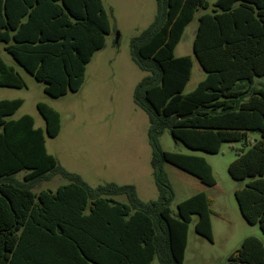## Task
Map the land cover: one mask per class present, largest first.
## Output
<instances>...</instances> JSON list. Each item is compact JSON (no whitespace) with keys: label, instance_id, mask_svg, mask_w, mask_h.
Wrapping results in <instances>:
<instances>
[{"label":"trees","instance_id":"16d2710c","mask_svg":"<svg viewBox=\"0 0 264 264\" xmlns=\"http://www.w3.org/2000/svg\"><path fill=\"white\" fill-rule=\"evenodd\" d=\"M153 22L130 42V58L146 73L133 102L147 116L150 167L157 198L143 202L132 185L89 187L47 152L60 115L39 102L44 128L30 115L11 117L22 99L0 100V264H183L192 217L194 231L212 241L211 201L200 191L176 206L163 170L169 164L214 187L204 158L163 151L159 138L216 154L222 143L247 140L246 152L228 166L243 220L264 236V0H155ZM192 53L205 73L188 94L191 56L175 57L185 28L199 10ZM101 0H0V44L26 73L58 99L77 93L87 65L110 34ZM0 87L21 89L25 81L0 57ZM25 172L22 180L16 175ZM60 176L54 191L32 190ZM124 196L126 202L117 200ZM224 264H264V244L247 237Z\"/></svg>","mask_w":264,"mask_h":264},{"label":"rangeland","instance_id":"374dc122","mask_svg":"<svg viewBox=\"0 0 264 264\" xmlns=\"http://www.w3.org/2000/svg\"><path fill=\"white\" fill-rule=\"evenodd\" d=\"M108 15L110 34L105 48L98 51L87 65L84 83L77 93L53 99L44 94V84L26 73L4 51L0 44V57L22 76L26 87L21 89L0 87V100L22 99L23 104L11 117L18 119L30 115L35 127L44 128V121L36 109L42 102L60 115V131L57 137L46 139L47 152L67 172L77 174L91 188L105 183L132 185L143 202L157 198V189L150 167L151 148L148 143V119L133 102L136 84L146 75L130 58V42L152 22L155 16V0H101ZM215 0H209L212 4ZM206 11L199 10L185 28L183 37L175 48V57L191 56V78L184 89L190 93L205 78L192 53L198 17ZM259 139L257 133H248L247 140L222 143L216 154H207L174 142L168 131L159 138L163 151L204 158L212 168L214 187H204L192 176L175 167L164 164L163 170L173 191L171 211L182 201L204 191L212 202V241L200 237L194 231L196 216L188 229L187 246L183 264H224L247 237H256L264 244V236L258 226L247 224L241 217L234 192L247 180L237 182L230 178L228 166L242 150ZM25 172L16 175L21 181ZM67 181L60 176L48 182H39L33 192L54 191ZM117 200L126 202L124 196ZM152 264H159L154 258Z\"/></svg>","mask_w":264,"mask_h":264}]
</instances>
